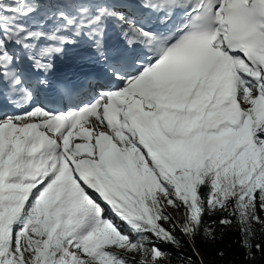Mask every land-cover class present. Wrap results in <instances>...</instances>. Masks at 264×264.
Masks as SVG:
<instances>
[{
  "label": "snow or ice",
  "instance_id": "1",
  "mask_svg": "<svg viewBox=\"0 0 264 264\" xmlns=\"http://www.w3.org/2000/svg\"><path fill=\"white\" fill-rule=\"evenodd\" d=\"M262 214L264 0H0V264L199 257L206 215L255 259Z\"/></svg>",
  "mask_w": 264,
  "mask_h": 264
},
{
  "label": "trees",
  "instance_id": "2",
  "mask_svg": "<svg viewBox=\"0 0 264 264\" xmlns=\"http://www.w3.org/2000/svg\"><path fill=\"white\" fill-rule=\"evenodd\" d=\"M219 218V216L208 217L207 215L204 218L205 224L211 223L212 219L217 220V224L214 226L216 239H209L202 233L197 237L195 246L201 258L207 261V264H264V254L255 252L254 248L255 259L245 258V250L241 247V236L238 226L234 225L224 229L218 224ZM253 228L256 233L252 241L253 245L259 242L264 247V226L256 227L253 225ZM185 248L188 249L187 244ZM218 250L224 251L225 255L219 257L217 255ZM165 252L168 254L171 264H191L185 257L179 256L178 258L172 251L167 250Z\"/></svg>",
  "mask_w": 264,
  "mask_h": 264
},
{
  "label": "rangeland",
  "instance_id": "3",
  "mask_svg": "<svg viewBox=\"0 0 264 264\" xmlns=\"http://www.w3.org/2000/svg\"><path fill=\"white\" fill-rule=\"evenodd\" d=\"M170 212H172V214L174 216H176V218L178 220H182V213H183V209H179V210H172V209H169ZM254 226L256 227H262L264 226V224H255L253 223ZM183 240H186L187 238L186 237H181ZM163 251H172V253L176 254L177 257L179 258L180 257H185L191 264H207V261H205L204 259L201 258L200 254H199V257L193 253L192 249H191V246L188 245V249L184 247H182L181 249L177 250L175 248H173L172 246L170 245H161ZM196 247V246H195ZM196 252L199 253L196 249ZM165 264H171V262L168 260L165 261Z\"/></svg>",
  "mask_w": 264,
  "mask_h": 264
}]
</instances>
